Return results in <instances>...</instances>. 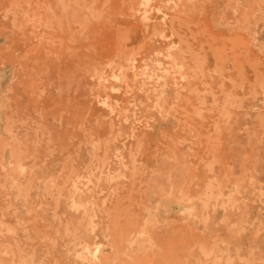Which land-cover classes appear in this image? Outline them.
<instances>
[{"label":"rangeland","instance_id":"374dc122","mask_svg":"<svg viewBox=\"0 0 264 264\" xmlns=\"http://www.w3.org/2000/svg\"><path fill=\"white\" fill-rule=\"evenodd\" d=\"M157 1L0 0V264L66 262L68 182L95 165L98 231L129 244L169 154L161 247L97 264H264V0Z\"/></svg>","mask_w":264,"mask_h":264},{"label":"bare ground","instance_id":"6f19581e","mask_svg":"<svg viewBox=\"0 0 264 264\" xmlns=\"http://www.w3.org/2000/svg\"><path fill=\"white\" fill-rule=\"evenodd\" d=\"M172 2V0H170ZM145 7L143 11L146 14L157 12L158 7L161 9L160 3L157 0H140V6ZM120 160L125 159L124 150L117 149ZM171 155H167L166 159L161 164H156L151 169V179L148 181V204L146 208V215L144 223L140 229L137 230L134 238L130 239L129 244L124 245L120 249H114L110 244L109 237L104 233H99L98 223L96 217L100 216L98 210V200H96V194L99 193L100 186L96 185L98 181L94 178H98L97 173L98 166L95 165L90 171L88 176H85V181L82 183L81 177L73 172L68 189V203L67 212L65 213V226H64V241L72 243V247H68L66 244L67 260L64 264H97L100 255L110 254L112 251H117V254L123 253L124 250L133 248L136 253L143 251H155L159 246L161 247L160 241L163 234L167 231V226L171 221V214L174 209L175 202V182H173V170L170 163ZM76 169L75 166H73ZM17 168L20 174L26 172L24 165L18 164ZM168 173L167 185L161 184L157 175L163 176ZM25 174V173H24ZM23 174V175H24ZM113 177L116 175L112 173ZM27 185H31L32 179H28ZM55 185L54 182L49 183ZM14 185L18 187L21 192L25 187V184L16 179ZM214 185H209V190H212ZM117 193V189H113ZM112 191V192H113ZM61 191L59 190L58 193ZM48 199V198H47ZM70 209V210H69ZM8 232L17 234V229L11 226L5 227ZM135 243V244H134ZM162 243V241H161ZM134 244V245H133ZM11 249V247H8ZM19 253L16 254L21 264H36V253L30 254V257L24 255V248L18 246ZM147 253V252H146ZM149 253V252H148ZM153 254V253H152ZM228 263H232L233 259L229 258ZM115 264H119V261H115Z\"/></svg>","mask_w":264,"mask_h":264}]
</instances>
